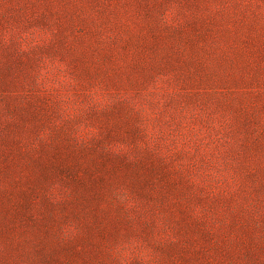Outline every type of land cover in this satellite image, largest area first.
<instances>
[{
  "label": "rangeland",
  "instance_id": "1",
  "mask_svg": "<svg viewBox=\"0 0 264 264\" xmlns=\"http://www.w3.org/2000/svg\"><path fill=\"white\" fill-rule=\"evenodd\" d=\"M0 264H264V0H0Z\"/></svg>",
  "mask_w": 264,
  "mask_h": 264
}]
</instances>
